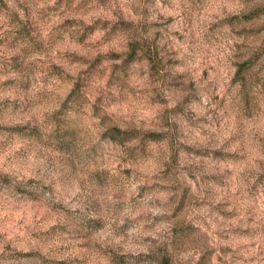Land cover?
I'll return each instance as SVG.
<instances>
[{
	"label": "rangeland",
	"instance_id": "1",
	"mask_svg": "<svg viewBox=\"0 0 264 264\" xmlns=\"http://www.w3.org/2000/svg\"><path fill=\"white\" fill-rule=\"evenodd\" d=\"M0 264H264V0H0Z\"/></svg>",
	"mask_w": 264,
	"mask_h": 264
},
{
	"label": "trees",
	"instance_id": "2",
	"mask_svg": "<svg viewBox=\"0 0 264 264\" xmlns=\"http://www.w3.org/2000/svg\"><path fill=\"white\" fill-rule=\"evenodd\" d=\"M167 262H168V260H167Z\"/></svg>",
	"mask_w": 264,
	"mask_h": 264
}]
</instances>
